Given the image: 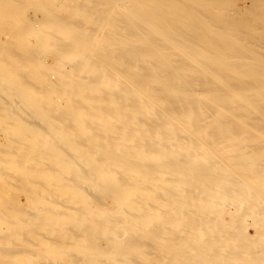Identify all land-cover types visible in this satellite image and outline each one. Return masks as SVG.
I'll use <instances>...</instances> for the list:
<instances>
[{"label":"bare ground","instance_id":"bare-ground-1","mask_svg":"<svg viewBox=\"0 0 264 264\" xmlns=\"http://www.w3.org/2000/svg\"><path fill=\"white\" fill-rule=\"evenodd\" d=\"M0 264H264V0H0Z\"/></svg>","mask_w":264,"mask_h":264},{"label":"rangeland","instance_id":"rangeland-1","mask_svg":"<svg viewBox=\"0 0 264 264\" xmlns=\"http://www.w3.org/2000/svg\"><path fill=\"white\" fill-rule=\"evenodd\" d=\"M249 233H251V230L249 231Z\"/></svg>","mask_w":264,"mask_h":264}]
</instances>
